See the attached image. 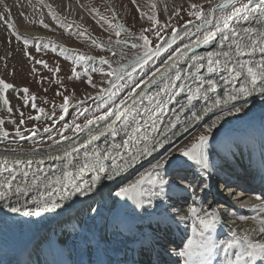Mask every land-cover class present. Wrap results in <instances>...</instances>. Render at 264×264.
<instances>
[{"label": "rangeland", "instance_id": "obj_1", "mask_svg": "<svg viewBox=\"0 0 264 264\" xmlns=\"http://www.w3.org/2000/svg\"><path fill=\"white\" fill-rule=\"evenodd\" d=\"M223 1L226 0H0V80L12 85L11 88L5 89L8 106L1 111L0 115V118H2V123H0V147L37 148L42 144L57 142L70 133L73 135L74 131L89 124V121L92 123L102 117L142 85L177 49L202 36L206 30H210L212 27H208L206 21L211 20L214 6ZM251 1L237 0L229 6L217 9L214 13V19L209 21V25L221 24L225 17H229L234 13V8L241 10ZM71 2L77 3L80 9L72 8L70 6ZM192 5L197 7L193 8ZM258 15L260 17L259 13ZM238 20H240V17L233 21ZM233 21L228 24H232L231 27L236 33H240L242 27L234 25ZM190 22H195L198 25L185 33L174 45L160 53L151 63L126 72L111 85L110 77L115 73L116 68L118 69L119 66L156 47L164 37L171 35L175 30ZM9 25L12 26L9 27ZM236 26L240 29H235ZM145 38L148 41L147 44H145ZM226 51L234 52V50L229 49ZM226 51L223 49L220 52ZM222 53L215 58L213 66L211 65L216 69L213 72H209L210 65L207 61L208 64L203 65L204 74L201 73L202 69V71L196 73L192 69L191 63L188 67L191 68L189 71L182 65L173 70L174 72L167 73L158 85L159 88L161 87L160 89H164L163 97H160L162 99H159V102L153 107V112L149 111V115L145 114L147 115L146 128L136 133L137 135L133 134L131 140L140 136L141 144L146 143L147 141L145 142L143 137L151 135V131L155 129L153 128L154 122L159 118L162 123L158 124L157 130L155 129L152 134H156L158 131L165 134L166 130H163V126L167 123L168 115L174 109L173 105L178 104L181 98H184L186 92L191 91L189 94L194 93L196 88L200 87L202 95L200 94L199 97L203 101L213 100L215 102L217 98L220 101L223 100L225 94H229L230 91L238 89L240 84L245 83L244 76L238 81H231V84H226L223 81L222 77L227 76V73L224 70L225 62L220 60L225 61L227 58ZM253 58L257 59V57L251 58L250 56L247 59L246 57L241 59H252L255 67L260 59L255 60ZM235 59H232L230 66L234 64ZM217 60L220 62L219 64L216 63ZM110 72L112 75H108ZM176 74L180 76L179 79H176ZM209 81H215L217 89L226 86L227 92L222 91V93L218 90L213 95L210 94ZM183 82L185 84H182ZM24 89L28 91L25 92ZM250 97L240 101L235 100L237 102L225 99L219 107H216V114L212 115L213 117H208L209 122L207 121L195 130L175 149L165 154V156L163 155L164 157H159L157 161L150 162V160H147L150 163L148 165L144 164V167H141L134 174L135 178L132 177L134 178L132 181L138 180L142 174L151 170L155 164L161 161L170 160L172 163L171 165L166 163L165 168L159 170L160 176L164 172L168 174V171L176 166L184 167V162H187L188 165L195 164L194 161H189L187 157H184L180 149L189 148L202 134L208 136L205 145L210 168L207 169L208 179L216 170L220 156L222 157L228 152L225 144L227 139H231L236 144L235 149L237 151V143L240 144L243 136H246L250 140V148H248L253 152L251 154L252 158H257L254 153L255 149L264 146V94L259 93ZM65 98H67V101H65ZM201 99L199 100L202 101ZM226 101L228 102L225 103ZM193 105L194 102L190 105L185 103L182 106L184 114L191 109L193 110L195 108ZM233 105L240 107L241 110L239 112L234 111ZM256 107H258L259 113H256ZM41 109L43 111H40ZM184 114L182 113V115ZM177 119H179V116L170 124L171 127L169 125V130L178 125L180 120ZM213 120H215L216 125L212 127L211 132H208L207 129L213 124ZM127 122L128 129L130 128L128 127V119ZM147 128H149V131L145 133ZM244 132L247 133L242 135ZM252 143H255V145L251 146ZM27 165L29 166V164ZM66 165L67 168L70 166V164ZM30 166L35 165L31 164ZM65 166L64 169L66 170L62 169L63 172L68 170ZM195 169L198 174H204L199 165L195 164ZM47 174L42 175V178H47ZM86 176L84 175V177ZM163 176L165 177V174ZM125 177L128 178V176ZM62 178L63 176L60 177V180ZM3 179L0 178V180ZM55 179L53 178L52 181H55ZM171 179L172 177L165 180L171 181ZM117 180H119V176L113 180L110 186H107L108 190L105 192L99 190L100 192H97L92 197L93 199H90L91 202H87L89 206L86 205V209H75L73 211L75 216L56 220L54 225L65 221L62 226H57L54 229L50 228L48 234L33 247V250L30 249V246H32V244H29L30 241L28 243L22 237L20 245L10 247L12 249L11 255H16L27 243L26 249L31 253L35 250L38 259L39 257L42 259L41 264H50V262L57 259L56 255L60 249L59 240L62 236L67 237L70 235L71 242H76L77 237L80 242L83 240L81 236L84 231L89 229L91 235L89 234L88 237L90 236V240H92L94 233L101 230L105 234L102 239L106 238L113 245L111 239L116 240L119 233L121 234L120 231L126 232L128 230L127 225L136 221L137 206L140 205L137 201L141 198V196H137V200H132L117 196L116 193L121 187L116 185ZM73 181L74 184L79 185V180L72 179L61 182V185L50 186L53 188L59 186L60 188L72 187ZM18 182L12 183V188L15 189V186L20 185L23 181ZM46 182L43 181V183ZM130 183L127 182L124 185ZM114 186H116V189H113ZM141 186L145 199L151 198L159 187V185L149 182H145ZM43 188L46 189L40 187V190H43ZM46 192L49 193V191ZM46 192L44 196L48 195ZM101 197L102 199H100ZM38 198L41 199L40 196ZM95 199L96 202L100 200L105 202L103 214L99 220L100 213L93 210L91 205L96 203ZM43 201H47V199H43ZM55 202L58 204V199ZM145 203H148L147 200ZM61 205L68 207L64 202H61ZM28 211L25 210V212L30 213ZM91 216L97 217V223H93V218L89 222ZM2 219L5 224L2 228L11 231L13 239L20 238L19 232L16 233L14 230L15 225L10 224L9 227L7 225L9 220ZM31 219L33 217L26 219V223ZM64 224H69L70 229L68 230ZM102 239L95 240L101 242V245L105 247ZM3 240L1 237L0 241ZM89 246L88 250L91 251L94 246L91 243H89ZM13 260L14 258H12ZM76 260L77 258L74 257L73 264L76 263Z\"/></svg>", "mask_w": 264, "mask_h": 264}, {"label": "bare ground", "instance_id": "obj_2", "mask_svg": "<svg viewBox=\"0 0 264 264\" xmlns=\"http://www.w3.org/2000/svg\"><path fill=\"white\" fill-rule=\"evenodd\" d=\"M255 4H259V6H256ZM68 6H69V4H68ZM70 6L76 10L80 9L79 5L75 2H71ZM258 7L264 8V0H252L251 3H249L243 9H241L239 11H235L233 14H231L229 16L230 19L228 20V23H231V21L235 20V17H238L236 14L243 13L240 16V20L233 21L234 25L242 27V30L239 31L241 34H244V30L246 28H254V29L264 30V16L260 15V17H258L259 15H258V13H256L255 17H250L248 21H244L242 19L243 16L248 15L249 10L255 9ZM224 22H225V19L223 20V22H221V24L218 23L217 25L215 24L214 26H211V25H209L210 23L208 21L207 26L212 27V28H210V30H206V32L202 36H199L198 38L194 39L192 42L186 44L187 47H185L186 45H184V46L180 47L179 49H177L159 67V69H157L142 85H140L138 88H136L127 98L122 100V101H124V104H121V102H120L116 106V108L113 110V112L109 116H107L105 119H103L101 122H96L94 124L93 123L87 124V126H89V127H87L86 129L80 130L78 134L74 133L73 135L68 136L67 138L63 139V141H61V143H59V141L55 142L58 144L51 143L53 145L48 144L49 146L37 147V148L32 149L31 151L26 150V151H21L20 153H17V151H20V149H17V148H11L14 151H4L1 149L0 150V162L5 161L4 160L5 158H9V159L11 158L13 160H7L8 163H14L17 160H22L25 164L24 163H21V164L28 166L27 164H29V163L27 160L31 159L32 165L37 166V164H40V166H38L37 168H35V166H33V168H35V169L26 170L29 173V176L27 178L29 183H31V180L33 178V174H35V176L40 178V180H39L40 185L43 184V181L46 182V178L43 179L42 175H46V173H48V166H51L53 164H57L58 168L56 170L60 169L61 171L56 172L58 175L54 174V176L51 178V180H53V178L55 179L57 177L60 178L61 176H63V173H64L62 169L66 164H68V161L71 160L73 163H76L77 160H80L79 159L80 156H82L84 158L85 157L84 154L86 152V149L75 151L74 153H70V154L69 153L65 154V153L68 152L70 149H73L74 146H76L80 140L88 139V137H91L93 135V133L91 131H93L97 127H99L101 125H102L101 127H106V126L109 127V126L113 125L114 124L113 121L117 120L116 116H115V112L117 111V108H119L120 111H123L126 108H130V111H131V109L133 107H135L136 105H142L143 99H146V98L150 99L151 98L150 94L156 95V96L160 95L161 93L160 92L158 93L156 91L157 85H155L153 88L151 86L153 85L154 82L159 81V79H161V77L163 75H165V74L167 75V73H169V72L172 73L171 69L178 66V65H180V66L183 65L185 67V69L187 71H189V70H191V68H188V67L191 64H195L192 69H194L196 73H199L200 71H202L204 69L203 65L208 64L207 61L209 60V53L216 54V55H213L211 57L212 61H214L215 58L218 57L220 53H222V52H220L221 50H223V49H221L222 47H220L222 40L218 45H215V48L213 51L207 52V53H202L201 58L199 60H195L196 62H192V61H194V55L188 53V48L194 42L200 41L209 33H220L221 34V32L217 31V28L218 27L222 28L224 25ZM229 26L231 27L232 24H230ZM239 27H237L235 29H240ZM231 28H233V27H231ZM189 29H190V27H189ZM226 33H227V31H226ZM60 40H62V39H60ZM229 40H232L231 41L232 43L230 41H229L230 43L228 41H226L228 44H226L225 48H228L229 46L232 47L231 44H234V48H235L237 43L241 44V46L247 45L249 43L246 37L241 38L240 35L237 37H233V39H229ZM234 41H237V43H235ZM173 44H175V42ZM226 50L227 49H225V51ZM247 51L250 52L251 48H248ZM244 57H246V59H247L248 56H244ZM250 57L251 58L257 57V59H261V53L257 49L256 54L254 56H250ZM233 59H235V57H233ZM253 59L257 60L256 58H253ZM131 61H129L126 64H123V65L118 67V69H119V71H117L118 76L117 75L113 76L111 85H113L121 77L119 74H121L125 71V68L127 67V65ZM220 61L226 62L227 60H225V61L220 60ZM251 61H252V59H251ZM212 64H214V63H212ZM129 69H131V68H129ZM183 73H185V72H183ZM201 73L204 74L205 73L204 70ZM225 73H227V72H225ZM176 75H178V74H176ZM183 76H186V75H183ZM181 79H182V77H181ZM158 83H160V82H158ZM162 83H164V82H162ZM186 83H188V82H186ZM182 84H185V82H183ZM230 84H228V85H230ZM232 84H234V83L232 82ZM176 85H178V84H176ZM184 89H186V88H184ZM218 90L221 92L225 91V93L227 92L226 91L227 88H226V86H224V87H218V89L216 88L215 91H210L209 93L213 95V93L218 91ZM5 92H6V90L2 89V86H0V115H1V111L8 106V103L7 104L4 103V100L6 99V93ZM141 93H143V94L141 95ZM183 95H184V93H183ZM218 95H219V93H218ZM172 97L173 96L171 95V98ZM175 97L177 98V96H175ZM178 97H180V96H178ZM160 99H162V98H160ZM133 101H135V103H133ZM187 101H188V98L184 97V98H181V100L179 101L180 104L176 103L175 105H173L174 109L168 115L169 116V118L167 120L168 122L173 123L176 114H178V113L184 114L182 106H184V104ZM235 102H237V101H235ZM214 104H215V102L213 100H210V101L209 100H205V101L199 100V101H197L196 107L193 110L191 109L186 114L180 116L181 121H179L178 125L174 129H172L166 133L164 132L165 134H162L159 131L156 134L155 133L152 134V132H153V130H152L150 137H148L149 138L148 141L147 142L145 141L146 143H148L150 149L155 148V151H152L151 155L141 154L137 161L131 162V157L128 154H129V152L136 154L137 149L135 151H131V150L128 151L129 149H128V147H126V145L122 146V149H120V147L118 149H114L116 152L111 154V157H112L111 160L109 159L105 163L104 162L102 163V167L106 168V171H105V173H103V175L100 176L99 173L95 174L93 169H91L92 171L90 172L89 175H87L86 171L88 170L89 166L87 168H85L84 175L88 176V177L87 176L85 177V179H86L85 183L87 182L88 187L83 189V186H80V184H85V183L79 182L78 186H80V188H81V191H79V192L61 193L60 191L62 188H60V186L53 188L50 185L48 187H45L46 189L43 188V190H40V187H44L42 185V186L32 188L29 191V194L34 193L36 191H41L40 193L43 196H44V193L46 191H49L48 194H50L51 192L56 193L57 195L51 194V196H49V198L51 199L52 197L54 198L56 196H62L59 200L62 202H66L65 204H67L68 207H66L64 205H60L59 207L55 208V210H53V211H46L43 209V207H41L42 205L38 206L35 202H33V199L30 202L27 201L26 199L29 196L26 197L25 195H21L20 198H18L19 195H17L15 193V189L12 188L13 191L10 192L5 199L0 200V204H1L0 213L4 212L1 216V218H9L8 215H14L15 216V214L18 213V215L16 217H12V218H14L12 220H16L15 224H14L16 226V228L14 230L16 231V233L19 232L20 238L24 237V239H26V241L28 243L30 241L29 244H32V246H30V249L33 250L34 249L33 247L36 244H38L44 238V236L46 234H48V231L50 228L54 229L57 226H62V223L65 221L64 220V221L58 223L57 225H54L56 220H59L60 218H63V217H64L63 219H66L67 217H72V215L75 216L74 215L75 212H73L75 209L84 210L87 208L86 205H89V204H87V202H91L90 199L93 197L90 195H92L93 191L96 190V186H94V188L91 189V186L94 185L92 182L94 176H96V175L100 176V179L98 181H103L101 186H103L104 184H108L109 181L114 180L113 178H116L119 176V180H117L116 185L118 187L121 186L120 188L126 187L129 184H126V185H124V184L127 182L130 183L135 178L134 174L136 172H138L141 167H144V164L148 165V163H150L151 161H157V159L159 157H161L163 155L165 156V154H168L170 151L175 149L181 142H183L195 130H197L198 128L203 126L207 121L209 122L210 119H208V117L210 118L212 115L216 114V107H212ZM224 105H226V104H224ZM210 107H212V110L206 112L205 109L210 108ZM256 110H257L256 113H259L258 107H256ZM149 111L152 112L151 110H147L146 111L147 113L145 112L144 114L149 115V113H150ZM194 113L196 114L195 116L193 115ZM166 114H168V113H166ZM147 115H144L145 119L147 118L146 117ZM123 117L124 116H122V119H123ZM197 117H200V118L197 119ZM164 120H166V119H164ZM213 121H215V120H213ZM160 123H162V122L159 121V124ZM138 125H140V124H138V123L135 124L134 128L139 127ZM168 125H169V123H167L166 127H168ZM170 127H171V125H170ZM153 128H155V127H153ZM108 129L109 128H106L105 131H107ZM89 133H91V136L89 135ZM98 133H100V132H98ZM246 133L247 132H244L242 135H245ZM137 138H139V137H137ZM114 139L115 138H113V140ZM242 139L243 140L240 142V144L237 143L238 144L237 145V147H238L237 151L235 149L236 144L231 139L225 140V144H226V147L228 149L227 155L230 156V161H231L230 166H234V164H239V167L247 169L246 171L249 172L247 174L255 177L256 168H259L261 165L264 164V146L258 147L257 149H255L254 153L257 155V158H251L250 159L249 156H250V154L253 153L251 150H249L250 140L247 139L246 136H243ZM105 140H106V137H102L101 139L96 138L95 142L97 144L102 142V144L105 145V142H106ZM116 140L119 141L118 139H116ZM161 143H163V147H160ZM253 145H255V143H252L251 146H253ZM130 148H132L131 145H130ZM60 154H62V155L59 156ZM107 154H110V152ZM18 157H20L22 159H18ZM103 157H105V155ZM122 157H123V159H122ZM221 158H223V156ZM125 160L129 161V163L125 164ZM147 160H150V162H148ZM145 161H147V162H145ZM31 164H29V166ZM114 165H117L118 167L114 168ZM146 165H145V167H146ZM73 166L76 168L75 165H73ZM212 167H214V166H212ZM16 171H19L20 173H22L21 169H18ZM210 171L212 172V170H210ZM184 173L185 172H183L182 174H184ZM164 174H165V177H167V174L164 172L161 175V177H163V179H165V177L163 176ZM215 175H216V173H215ZM125 176H128V178H126ZM184 176L190 177V175H187V174H184ZM132 177H134V178H132ZM0 178H5V177H0ZM211 180L212 179H210L209 182H211ZM19 181L24 182L23 179L19 180ZM134 181H132V183ZM188 181L192 182V188L188 192H180V191L174 189L171 185H168L165 187L166 195L162 194L160 192V187H158V191L154 195H152L151 198L145 199L143 197L144 195L141 196L140 199L143 200V204L142 205L140 204L139 206H137V219L134 223L127 225V227L129 229H132V232L130 231L128 233L125 231H120L121 234L119 233V236L116 240L114 238L111 239V242L113 241L112 243L114 245V251L117 254V256L121 257V256L126 255V254L133 255L132 258L130 256L126 255V258L122 264H184L185 258L180 256L179 252L184 250V246L187 244L189 239H193V240L196 239L194 233L192 232V224L194 223V218L191 217V215L189 214V211H188L190 206H193V204L197 208L201 209L202 215L204 214V212L216 211L218 213L219 219H218V222L216 225L215 232L213 233V237L217 242L220 240L231 239L232 237L230 238L229 236H232V233H236L238 236H243L245 234H248L250 236V238H252L253 240H257V239L264 240V236L259 234V232L257 231V229L259 228L258 220L260 217H264V209H262L260 207L261 204L258 206L257 209H249L248 207H246V205H245L246 202L248 200H251V196H248L250 198H248L246 196V195H248L247 189L246 190L244 189V191H243L244 197H242V198H239L234 193H231V191L229 189H227V191H229V192H227L225 194L221 193V198H219L217 195H215L213 193H208L206 176H203V174L202 175L199 174L198 176H195L191 179L188 178ZM188 181H185L183 183H182V181H178V183H181V185H183V184L187 183ZM201 181H203V183H201ZM22 183H20V184H22ZM73 183H74V181H73ZM55 184H56L55 181H53V183L51 185H55ZM114 187L116 188V186H114ZM255 187H257L256 184H255ZM68 188H72V187H67V190H68ZM231 188H233V187H231ZM250 188L255 189L254 187H250ZM106 189H108V187H104L100 190H103L105 192ZM234 189L235 188H233V190ZM0 190H2V189H0ZM88 192H90V193L88 194ZM193 192L195 193L194 195H193ZM104 194H106V193H104ZM99 195H101V194L99 193ZM30 197H33V195H30ZM38 200H40V198ZM146 200L148 202L147 204L145 203ZM106 201H108V200H106ZM95 202H96V199H95ZM12 207H19L21 210L19 212H13V211H11ZM25 210H29L30 213L25 215ZM9 211H11V212H9ZM37 211H40V215L35 214ZM31 212H33V214ZM88 214L86 215V217L88 216ZM97 214H94V215H97ZM31 217H33V219H31V221L26 223V219H29ZM92 218H93V216H91L89 218V222ZM10 222H12V221H7V225L9 227L11 224ZM89 222H87V223H89ZM65 226L67 227L68 230L70 229L69 224H66ZM87 233H88L87 230H85L83 234L86 235ZM89 234H90V232H89ZM81 238H83V237H81ZM59 241L61 242V244L68 242V244H71L74 248L78 249V253H76V254H77L78 258L80 259V261L82 260L81 264H85L87 262L85 257L82 258V253L84 252L85 248H88L86 239H83L82 242H78V243L77 242H71V236L69 235L67 237L62 236V238H60ZM107 242L110 243L109 241H107ZM124 244H126V245H124ZM23 245H25V244L23 243ZM26 247H27V243H26L24 248L26 249ZM61 248H63V247L61 246ZM238 250H239L238 248H234L232 250V258L233 259L235 258L234 253ZM16 255H14V254L11 255V253H8V256L5 255L4 256L5 258L0 262V264H23V263L33 264L31 262L32 260L31 259L28 260L29 258L27 257L28 255L29 256L31 255L33 257L32 253L29 250L24 251V249H22V250L20 249V251H18ZM12 258H14L13 261H12ZM224 259H225V257H224V253H223L222 249H218L217 254L212 258V264H224ZM37 261H38V259H37Z\"/></svg>", "mask_w": 264, "mask_h": 264}, {"label": "snow or ice", "instance_id": "obj_3", "mask_svg": "<svg viewBox=\"0 0 264 264\" xmlns=\"http://www.w3.org/2000/svg\"><path fill=\"white\" fill-rule=\"evenodd\" d=\"M226 3H233V0H226ZM193 8L197 7L196 5H192ZM233 11H239V9H233ZM259 13L261 16H264V8H255L251 9L248 12V15H245L242 17L244 21H248L250 17H255V14ZM230 17H225V22L223 25V28L218 27L217 31L221 32L222 34V42L223 40L228 39V35L225 34V30H227V33H230L233 37L238 36L239 34L236 33V31L231 28L228 24V20ZM12 25H9L11 27ZM119 35V33H117ZM215 36V33H209L205 36L204 42L209 43ZM244 37L247 38L248 44L241 46V44L237 43L235 46L234 52H223L222 55L227 58V61L224 64V70L227 72L226 77H222L225 83H230L231 81L239 80L242 76H245V83H242L238 89H235V94L230 95L228 97V101H235L239 99L240 97H247L249 96L252 91L259 90L261 94H264V30L262 29H254V28H246L244 30ZM148 41L145 38V44H147ZM135 47V45H133ZM187 47V45L185 46ZM248 48H251V51H247ZM257 49L261 53V59L259 62L253 66V63L251 60H244L241 59L244 56H254L256 54ZM213 55H216L214 53H209V65H212L213 61L211 57ZM233 57H235L234 64H231ZM217 64L220 62L217 60ZM209 72H213L216 69L213 67H209ZM119 71V69L117 70ZM246 74V75H245ZM108 75H112V73H108ZM179 75H177L176 79H179ZM210 85L209 90L215 91L216 90V82L215 81H209ZM251 85V87H249ZM0 86H2V89H9L12 87V85L5 83L3 80H0ZM25 92H27V89H24ZM143 93H141L142 95ZM200 96V87H197L194 93H191L188 96V104L190 105L193 100L199 98ZM65 101H67V98H65ZM226 101L225 103H227ZM4 103L7 104L8 101L5 99ZM135 103V101H133ZM121 104H124V101H121ZM221 104V101L219 98L216 99L215 104L212 107H219ZM35 107V105H33ZM212 107L205 109V111H211ZM233 109L236 112H239L241 110L240 107H236L233 105ZM67 110L66 108L64 109ZM40 111H43L41 109ZM130 113V109L126 108L123 111H120L119 108H117V111L115 112L116 119L119 120L121 116H124L125 113ZM196 115L195 113L193 114ZM200 117H197L199 119ZM219 119V118H218ZM91 123V121H89ZM115 123V121H113ZM127 119H125V131L127 130ZM216 122L214 121L211 126L208 127V132H211L212 127H215ZM111 127V126H109ZM112 135L115 136L117 134L116 129L112 128ZM133 132H138L139 127L133 128ZM155 131V129H153ZM19 134V133H18ZM91 136V133H89ZM92 139H96V137H92ZM148 136H144L143 140L148 141ZM208 136L207 135H200L196 142H194L189 148L180 149L181 154L184 157H187L189 161H194L196 165L200 166L201 171L204 173V175H207V169L209 168V157L205 151V145L207 144ZM128 141H125L124 144L127 145ZM113 147H119L118 145H113ZM160 147H163V143L160 144ZM152 151H155V148H149L148 143H144L142 148H138L136 151V154H133L132 152H129V156L131 157V162H135L139 159V156L141 154H147L151 155ZM85 157L95 156L99 157V150H93V153L85 152ZM123 159V157H122ZM16 164L24 163L23 161L17 160L15 161ZM31 164V161L28 162ZM72 161L69 160L68 164H71ZM129 161L125 160V164H128ZM171 165L172 161H161L153 166V168L144 174H142L138 180H136L134 183L127 185L126 187L120 188V190L116 193L117 196L126 197L128 199L137 200V196H143V192L141 190V185H143L145 182H149L152 184H157L160 187V192L164 195H166L165 187L168 185H171L174 189L180 191V192H188L192 188V182L188 181L187 176H180L176 175L172 178L171 181L163 179L159 175V170L165 168V164ZM5 167L0 168V172H8L9 176L5 177L3 180H0V200L5 199L10 192L13 191L12 189V181L16 179L15 175V169L8 167V161L5 159L4 161ZM89 166V162L86 161L84 166L79 168V172H83L85 168ZM184 167H191V165H188L187 162H184ZM67 168V165L65 166ZM118 167L117 165H114V168ZM105 169L103 167L100 168V172H104ZM25 180L22 184L17 185L15 187V193L17 195L20 194H27L32 188L40 186L39 180L40 178L35 176L33 174V178L31 180V183L29 184L27 177L29 175L28 172L23 173ZM70 176H72V173L69 171H64L63 177L65 180H67ZM111 178V177H110ZM100 179L99 175H96L93 177V184H95L96 181ZM178 181H188L187 183L181 185V183H178ZM53 181L51 179L47 180L46 183H43L44 187H48L51 185ZM56 184H60L61 180L59 177L55 180ZM203 183V181H201ZM85 188L88 187L87 182L84 185ZM72 188L74 191L79 192L81 191L80 186L76 184H72ZM195 193L193 192V195ZM257 199H260V197H257ZM33 202H35L38 206L43 207L46 211H53L55 208L59 207L60 205L57 204L54 200L51 203H48L47 201H43L36 199L33 197ZM141 205L143 204V200L140 199L137 201ZM262 209H264V203L260 205ZM21 209L19 207H12L11 211L13 212H19ZM189 214L191 217L194 218V223L192 224V232L194 233L196 239H189L187 244L184 246V250L179 252V255L184 257V264H212V258L217 254L218 249H222L224 253V264H254V262L257 260V258H264V240H253L250 238L248 234H245L243 236H238L236 233H232L231 239H225L216 241L213 237V233L215 232L216 225L219 219L218 213L216 211L213 212H204V214H201V209L197 208L194 204L193 206H190L189 208ZM28 213L25 212V215ZM36 215H40V211H37L35 213ZM259 228L257 231L259 234L264 236V217H260L258 220ZM234 248H238L239 250L234 253L235 258H232V250Z\"/></svg>", "mask_w": 264, "mask_h": 264}, {"label": "water", "instance_id": "obj_4", "mask_svg": "<svg viewBox=\"0 0 264 264\" xmlns=\"http://www.w3.org/2000/svg\"><path fill=\"white\" fill-rule=\"evenodd\" d=\"M234 1V0H233ZM230 3H226V1L218 4L217 6H215V9L217 8H221L224 7L226 5H228ZM256 6H259V4H255ZM241 14H236L238 17H235V19H238ZM187 26H183L181 28H179L176 32H174L173 34L165 37L156 48L150 50L148 53L144 54L143 58L141 59H135L132 63H130L125 69L129 68L130 66H136L138 64L147 62L149 59H151L153 56H155L156 54L162 52L163 50H165L168 46H170L172 43H174L176 41V39L180 36H182L186 31H187ZM225 34L228 35V39H230V37H233L230 33H226ZM237 37V36H236ZM240 37L244 38V34H240ZM205 38V37H204ZM204 38L201 39L198 42L193 43L192 45L189 46L188 48V53L189 54H193L194 58L196 60L201 58V54L202 53H207V52H211L214 50L215 45H217L221 40H222V35L220 33H215L214 38L209 42V43H205L204 42ZM170 39V40H169ZM142 118L139 117L138 120H141ZM56 168V167H53Z\"/></svg>", "mask_w": 264, "mask_h": 264}]
</instances>
